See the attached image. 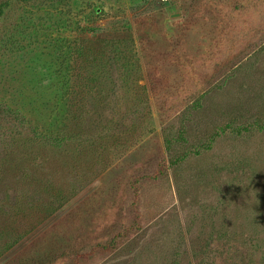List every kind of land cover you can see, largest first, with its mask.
I'll return each instance as SVG.
<instances>
[{
  "label": "rangeland",
  "instance_id": "374dc122",
  "mask_svg": "<svg viewBox=\"0 0 264 264\" xmlns=\"http://www.w3.org/2000/svg\"><path fill=\"white\" fill-rule=\"evenodd\" d=\"M0 264H264V0H0Z\"/></svg>",
  "mask_w": 264,
  "mask_h": 264
}]
</instances>
